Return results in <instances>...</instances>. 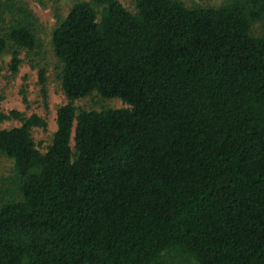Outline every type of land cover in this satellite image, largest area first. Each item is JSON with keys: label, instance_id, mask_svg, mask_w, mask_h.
Here are the masks:
<instances>
[{"label": "trees", "instance_id": "obj_1", "mask_svg": "<svg viewBox=\"0 0 264 264\" xmlns=\"http://www.w3.org/2000/svg\"><path fill=\"white\" fill-rule=\"evenodd\" d=\"M74 1L51 33L65 103L46 151L40 116L0 113L19 122L0 129L16 189L0 264H264V32L250 34L264 0ZM13 2L0 56L16 73L38 42ZM93 93L126 108L74 106Z\"/></svg>", "mask_w": 264, "mask_h": 264}, {"label": "rangeland", "instance_id": "obj_2", "mask_svg": "<svg viewBox=\"0 0 264 264\" xmlns=\"http://www.w3.org/2000/svg\"><path fill=\"white\" fill-rule=\"evenodd\" d=\"M15 9H25L30 13L34 34L38 45L32 52L20 50V65L16 73L9 70V53L0 56V113L17 111L23 117L31 114L40 116L46 123L45 129L33 127L31 138L36 148L44 153L55 131V114L65 103L61 90L60 64L53 54L50 40L53 29L66 17L74 0H13ZM88 1V0H81ZM127 11H134L133 0H117ZM186 7H218L231 0H178ZM22 14L4 12L6 21L20 19ZM264 32V20L250 26V34L259 36ZM44 81L39 83V74ZM44 95V96H43ZM77 109L100 111L102 109L126 108L118 99H103L96 93L86 96L74 103ZM19 125L17 120L0 123V129H10ZM12 163L0 155V200L16 195L12 182ZM162 264H195L185 262L173 255L164 254Z\"/></svg>", "mask_w": 264, "mask_h": 264}]
</instances>
